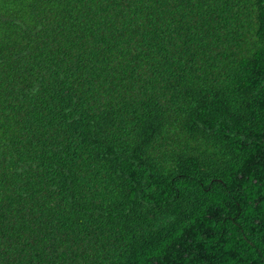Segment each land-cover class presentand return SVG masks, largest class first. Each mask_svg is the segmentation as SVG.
Here are the masks:
<instances>
[{"label": "trees", "instance_id": "1", "mask_svg": "<svg viewBox=\"0 0 264 264\" xmlns=\"http://www.w3.org/2000/svg\"><path fill=\"white\" fill-rule=\"evenodd\" d=\"M0 264H264V0H0Z\"/></svg>", "mask_w": 264, "mask_h": 264}]
</instances>
